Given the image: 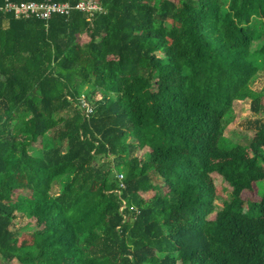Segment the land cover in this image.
Returning a JSON list of instances; mask_svg holds the SVG:
<instances>
[{
    "label": "trees",
    "instance_id": "1",
    "mask_svg": "<svg viewBox=\"0 0 264 264\" xmlns=\"http://www.w3.org/2000/svg\"><path fill=\"white\" fill-rule=\"evenodd\" d=\"M97 1L0 10V264H264V193L242 198L264 180V0ZM246 99L254 133L224 146Z\"/></svg>",
    "mask_w": 264,
    "mask_h": 264
},
{
    "label": "rangeland",
    "instance_id": "2",
    "mask_svg": "<svg viewBox=\"0 0 264 264\" xmlns=\"http://www.w3.org/2000/svg\"><path fill=\"white\" fill-rule=\"evenodd\" d=\"M88 38L86 36L80 37V42L86 41ZM251 87L259 91L262 94V105L264 107V64L260 63V69L258 70L257 74L255 75L253 81L251 82ZM98 97L99 94H96ZM262 116L264 117V108L261 109ZM258 117V115L253 112L250 109V100H234L232 108L227 115V121L225 123V127L223 130V145L224 146H231L235 143H247L249 139L252 137L254 133V124L253 120ZM28 151L30 153H33V149L29 148ZM142 153V151L139 152V154ZM215 184L218 186V193L219 195L223 196V198H226L229 192L228 185L221 180L219 176L216 174L212 175ZM153 179L155 182H161V179L158 176H153ZM220 187H224L225 190H221ZM256 189L257 193L255 194L253 191H244L242 193V198L248 199V200H257L261 194L264 193V180H260L256 183ZM153 194L152 191L145 192L143 195L145 197H151ZM222 204L221 200H216L217 208L220 207ZM214 214L210 215V218H213ZM29 220L25 217H21L18 215L12 223V228L16 229V235H20L18 237V242H21V240H25L28 242L30 240V234L27 232L31 231V226L28 223ZM3 264V263H1Z\"/></svg>",
    "mask_w": 264,
    "mask_h": 264
},
{
    "label": "built area",
    "instance_id": "3",
    "mask_svg": "<svg viewBox=\"0 0 264 264\" xmlns=\"http://www.w3.org/2000/svg\"><path fill=\"white\" fill-rule=\"evenodd\" d=\"M0 10L11 13L14 18H37L41 20H48L52 15H69L73 10H78L89 16L95 12H102L103 7L97 0H78L72 4L68 1H53V0H23L14 2L5 0ZM89 19V18H88ZM80 107L83 109L85 115H89L93 111L90 103L82 98L80 100ZM116 176L119 180V187H123L122 179L124 177L122 172H117ZM129 210L138 213V209L130 205Z\"/></svg>",
    "mask_w": 264,
    "mask_h": 264
}]
</instances>
